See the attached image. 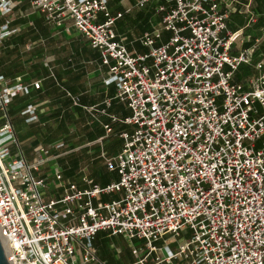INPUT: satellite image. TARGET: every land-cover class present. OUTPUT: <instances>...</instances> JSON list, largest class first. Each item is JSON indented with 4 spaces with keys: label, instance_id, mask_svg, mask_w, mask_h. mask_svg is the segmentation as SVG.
<instances>
[{
    "label": "built area",
    "instance_id": "2783aa9c",
    "mask_svg": "<svg viewBox=\"0 0 264 264\" xmlns=\"http://www.w3.org/2000/svg\"><path fill=\"white\" fill-rule=\"evenodd\" d=\"M28 1L58 27L71 22L100 53L105 85L131 110L124 123L132 130L121 133L118 156L102 153L120 180L85 179L81 191L58 165L46 169L49 148L28 160L15 132L13 100L40 92L41 82L0 76V237L10 264H107L94 245L101 232L132 244L133 264H264V29L243 48L260 18L254 5L242 6L246 25L233 32L237 0H168L159 28L142 38L149 54L139 55L117 40L124 17L110 0H0V46ZM135 1L140 10L151 2ZM164 32L171 36L157 47ZM37 110L22 112L27 124ZM51 183L61 194L47 202ZM113 194L119 199L101 202Z\"/></svg>",
    "mask_w": 264,
    "mask_h": 264
},
{
    "label": "crops",
    "instance_id": "0c3cea01",
    "mask_svg": "<svg viewBox=\"0 0 264 264\" xmlns=\"http://www.w3.org/2000/svg\"><path fill=\"white\" fill-rule=\"evenodd\" d=\"M151 1L140 10L135 0H110L113 15L123 14L124 17L115 28L117 40L122 41L132 53L149 54L150 48L142 44L143 36L159 28L174 5L168 0ZM243 5L239 6L241 12L233 14L229 22V29L233 32L246 25ZM29 10H32L29 1L21 3L15 10L12 26L18 34L11 36L0 47V76L14 80L26 75L28 79L42 84L40 92L30 97L19 96L10 106L15 132L26 157L34 160L39 146L49 147L63 141L67 143V149L54 153L46 169L58 165L64 171V182L76 185L81 191L89 188L85 179L93 180L100 187L117 183L119 176L108 170L102 153H106L108 158H115L121 153L123 140L120 135L132 130L124 123L131 116V110L126 103L117 100L114 85H105L108 68L103 65L100 53L89 46L71 22L58 27L48 25L44 19H37L25 26ZM19 19L23 20L19 22ZM253 27L246 30L248 38L244 49H248V44L253 46L262 36L264 27L256 26L255 34H251ZM170 36V33L164 32L156 46L166 44ZM30 45L32 51L24 59H13L14 53L18 54ZM262 48L264 50V44ZM29 105L37 106L38 120L27 124V117L22 116V112ZM114 119L117 121L114 122ZM106 126L112 129L111 133L105 130ZM46 193L45 200L49 202L58 200L61 190L56 183H51ZM119 196H103L101 202L117 200ZM99 203L95 201V205ZM112 238L106 232L99 233L95 238L99 259L107 264L135 263L125 256L121 245L111 241ZM117 249L121 250V254L116 257L119 260L113 261L110 259L111 250Z\"/></svg>",
    "mask_w": 264,
    "mask_h": 264
},
{
    "label": "rangeland",
    "instance_id": "374dc122",
    "mask_svg": "<svg viewBox=\"0 0 264 264\" xmlns=\"http://www.w3.org/2000/svg\"><path fill=\"white\" fill-rule=\"evenodd\" d=\"M152 2V1H151ZM237 2H238V7L239 6H241V4H248L249 2H251V4L252 5H254V0H237ZM31 7V6H30ZM32 9V8H31ZM237 15V14H236ZM234 16V15H233ZM233 16H231V19H230V21L232 20V17ZM37 19H44L45 21H46V23L48 24V25H50V24H54V23H52V22H50V21H48V20H46L43 16H40V14H37V12H35L33 9L32 10H29V13H28V15H27V24L25 25V26H28L29 25V23H33L34 21H36ZM21 20H23V19H19V22L21 21ZM258 23H259V20H258ZM258 23L255 25H253L252 27H253V30L252 31H254V32H252L251 34H255V32H256V30H254L255 29V27L256 26H258ZM15 34H18V32H16ZM1 47V46H0ZM32 51V49H31V45L30 46H26V47H24V48H22V50H21V52L20 53H18V54H15L14 53V55H13V59H15V60H17V59H19V58H25V55H27L28 53H30ZM10 60V59H9ZM0 117H1V112H0ZM5 121L4 120H1L0 119V126L4 123ZM59 144H65L66 146L64 147V148H61V149H59V150H56L55 149V147L56 146H58ZM67 147H68V145H67V143H65V142H63V141H60V142H57V143H53L52 145H50L49 147H46V148H49V150L51 151V154H52V156H53V154L54 153H61V152H63L64 150H66L67 149ZM18 149V147L17 146H15V147H13L12 148V151L13 152H15L16 150ZM22 150L23 151H25L23 148H22ZM26 155V154H25ZM29 159V158H28ZM111 241L112 242H114V243H116L117 245H121V247L123 248V250H124V252H125V256L126 257H129L130 258V261L131 262H136V258H134L133 256H132V253H131V250H130V247H131V245L132 244H130V243H128V242H126V241H124L121 237H114V238H112L111 239ZM161 245V244H160ZM117 253H116V251H114V250H111V256H110V259L111 260H113V261H115L114 259H116V260H119V259H117L116 257L118 256V255H116ZM126 257H124V258H126ZM118 258H120V257H118Z\"/></svg>",
    "mask_w": 264,
    "mask_h": 264
},
{
    "label": "trees",
    "instance_id": "16d2710c",
    "mask_svg": "<svg viewBox=\"0 0 264 264\" xmlns=\"http://www.w3.org/2000/svg\"><path fill=\"white\" fill-rule=\"evenodd\" d=\"M253 9L257 14H259V23L258 26H263L264 27V0H254V6ZM7 41V40H6ZM4 44V43H3ZM8 44V43H7ZM6 46V45H5ZM247 48L251 47V44L246 45ZM243 74V72L241 73ZM11 110H10V115H11Z\"/></svg>",
    "mask_w": 264,
    "mask_h": 264
},
{
    "label": "water",
    "instance_id": "95a60500",
    "mask_svg": "<svg viewBox=\"0 0 264 264\" xmlns=\"http://www.w3.org/2000/svg\"><path fill=\"white\" fill-rule=\"evenodd\" d=\"M3 241L0 237V264H10Z\"/></svg>",
    "mask_w": 264,
    "mask_h": 264
},
{
    "label": "bare ground",
    "instance_id": "6f19581e",
    "mask_svg": "<svg viewBox=\"0 0 264 264\" xmlns=\"http://www.w3.org/2000/svg\"><path fill=\"white\" fill-rule=\"evenodd\" d=\"M3 240H4L3 243H4V245H5V249H6V251H8V250H9V248H8V244H7V242H6L5 239H3Z\"/></svg>",
    "mask_w": 264,
    "mask_h": 264
}]
</instances>
